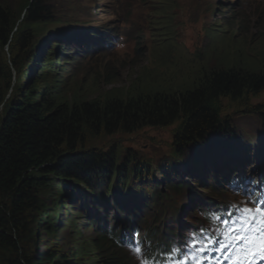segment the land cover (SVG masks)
Returning <instances> with one entry per match:
<instances>
[{
  "label": "trees",
  "instance_id": "16d2710c",
  "mask_svg": "<svg viewBox=\"0 0 264 264\" xmlns=\"http://www.w3.org/2000/svg\"><path fill=\"white\" fill-rule=\"evenodd\" d=\"M48 1L26 0L19 15L0 7V264H81L77 249L89 241L96 264H137L124 237L133 231L148 239V257L169 252L187 237L164 224L161 213L190 181L212 182L204 188L207 197L196 203V214L202 211L207 224L237 221L238 207L249 198L232 194L230 185L260 182L264 187V159L252 163L229 145L232 135L242 136L223 116L222 101L243 102L248 113H259L263 106L251 101L264 92V70L222 68L204 73L194 89L71 102L59 89L64 68L55 57L68 55L71 47L79 51V37L85 38L89 29L73 32L68 22L64 30L46 31L54 13ZM45 35V49L39 52L34 42ZM33 64L35 74L27 87L29 78H22ZM259 121L264 123V114ZM172 126L175 162L168 166L152 167L130 150L122 157L115 147H88L105 136ZM210 165L213 171H206ZM178 167L187 170L188 179ZM198 172L208 178H198ZM260 197L264 188L252 199ZM156 204L161 205L160 220L152 217L144 229L145 210ZM65 226L74 230L66 242L60 237ZM66 246L77 254L64 253Z\"/></svg>",
  "mask_w": 264,
  "mask_h": 264
},
{
  "label": "rangeland",
  "instance_id": "374dc122",
  "mask_svg": "<svg viewBox=\"0 0 264 264\" xmlns=\"http://www.w3.org/2000/svg\"><path fill=\"white\" fill-rule=\"evenodd\" d=\"M25 2L26 0H0V7L19 15ZM111 2L112 0L48 1L54 13L46 31L55 33L56 28L64 30L68 22H71V26L67 29L73 28V32L77 30L75 28L103 31L104 27L116 24L118 18H123L124 21L123 25V21L117 23L123 34L103 43L101 49L89 52L87 57L78 60L74 56L77 50L70 51L74 47L66 51L68 55L55 57L56 63L64 68L59 89L68 101L105 100L159 90L175 92L194 89L204 73L222 68L247 67L254 72L264 70V17H261L264 13V0L250 1L245 5H234L232 2L233 6L229 5L228 0H122L120 17L112 8ZM39 33L42 31L34 35L39 36ZM125 33L131 34L130 40L120 51L117 46L124 40ZM47 39L48 35L36 39L33 46H37V50L42 52ZM138 39L140 51L136 55ZM85 42L91 48L101 43ZM111 45L115 49L106 51ZM134 45V51H130ZM131 61H135V64H131ZM39 64H44L42 59ZM34 67L35 64L29 71ZM34 74V70H26L27 78H22V81L26 82L29 78L27 87L31 86ZM40 90L39 88L38 91ZM251 102L255 106H263L259 113H248L242 108L243 102L222 101L225 111L223 116L229 117L232 131H238L242 136V139H238L235 134L232 135L229 145L238 148L253 163L254 158L260 162L264 159V123L259 121L264 114V92L261 96L252 98ZM174 129L172 126L144 128L129 134L118 133L93 140L88 143V147H115L120 149L122 157L130 150L136 157L149 161L150 166L164 167L175 162L172 159ZM178 169L182 170L181 167ZM208 170H213L211 165ZM196 175L203 177L202 179L208 178L205 173L198 172ZM211 185V181L203 184L190 181L189 186L180 191L173 203L161 213L164 224L167 223L179 233L185 230L193 233L194 227L200 223L196 203H201L207 197L209 191L204 188ZM212 196L219 197L216 194ZM47 201L52 206V202L49 199ZM160 206L156 204L152 209L145 210L148 221L142 222L144 229L151 226L152 217L156 216L160 220ZM176 212H181L179 217L170 218ZM61 213H65V209ZM55 216L58 219L59 212ZM193 222L196 226H193ZM65 227L60 234L64 242L74 236V230L70 226ZM91 244L89 241L82 249H77L82 254L78 260L81 264H96L97 256L88 248ZM77 250L70 252L66 246L63 252L70 256L71 253L77 254ZM262 261L264 262L261 259Z\"/></svg>",
  "mask_w": 264,
  "mask_h": 264
},
{
  "label": "snow or ice",
  "instance_id": "6c2138e0",
  "mask_svg": "<svg viewBox=\"0 0 264 264\" xmlns=\"http://www.w3.org/2000/svg\"><path fill=\"white\" fill-rule=\"evenodd\" d=\"M249 203L254 206L249 207ZM238 211L241 212V216L234 222L237 226L228 230L226 236L229 243L224 244L220 250L223 251L224 248L230 247L231 244H236L237 246L243 244L244 247L240 249V253L234 259L233 264H255L257 256L264 260V197L255 200L249 197L247 202L238 207ZM256 237L259 239L257 240ZM134 243L137 245L134 251L137 254H141L142 249L139 247L141 241L135 240ZM199 243L194 238L193 242L188 246L196 248L197 251H203L202 248H198ZM257 244L258 246H256ZM178 252H180L179 248H172L171 255L166 256L165 259L172 261V264H187L189 259L194 260L195 264H204L202 259L197 258L195 254L189 253H184V259L177 260L175 259V254ZM142 264H150V262L145 259Z\"/></svg>",
  "mask_w": 264,
  "mask_h": 264
}]
</instances>
